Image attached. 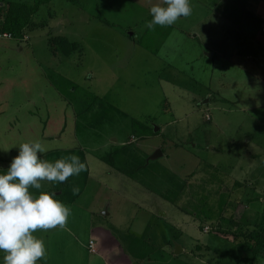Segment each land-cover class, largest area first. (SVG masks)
<instances>
[{
	"label": "rangeland",
	"instance_id": "rangeland-1",
	"mask_svg": "<svg viewBox=\"0 0 264 264\" xmlns=\"http://www.w3.org/2000/svg\"><path fill=\"white\" fill-rule=\"evenodd\" d=\"M244 2L264 26V0ZM154 4L52 0L21 40H0V170L37 139L41 158L85 165L30 189L70 208L63 227L33 233L36 264H264L235 240L264 208V28L231 0H190L188 17L149 30ZM49 31L78 49L53 54ZM94 95L107 108L78 117Z\"/></svg>",
	"mask_w": 264,
	"mask_h": 264
},
{
	"label": "clouds",
	"instance_id": "clouds-1",
	"mask_svg": "<svg viewBox=\"0 0 264 264\" xmlns=\"http://www.w3.org/2000/svg\"><path fill=\"white\" fill-rule=\"evenodd\" d=\"M163 5L149 8L151 20L145 22L149 30L155 25L170 26L192 11L190 0H163ZM17 149L7 169L0 170V264H36L46 256V247L33 233L63 227L70 208L53 192L33 193L30 189L39 190L43 180L63 183L85 165L76 155L55 161L41 158L39 154L46 149L39 139L20 143Z\"/></svg>",
	"mask_w": 264,
	"mask_h": 264
},
{
	"label": "trees",
	"instance_id": "trees-1",
	"mask_svg": "<svg viewBox=\"0 0 264 264\" xmlns=\"http://www.w3.org/2000/svg\"><path fill=\"white\" fill-rule=\"evenodd\" d=\"M231 1L241 11L240 22L243 25H250L259 30H261V28H264V26L259 23V18H254L253 14L245 9L244 0ZM5 2L6 3H4L3 6L0 4V17L3 18L2 20H0V31L10 34L12 38H15L16 40H21L22 32L27 28L31 18L36 16L42 6L49 5L52 0H29V2L16 0ZM48 16L51 17L52 14L48 13L46 15V18L41 21L38 27H48ZM47 34V46L53 54H56L57 51H62L64 57H69V55L73 51L78 49L77 42H68L67 39L62 35H52L51 31H49ZM63 78L64 80H66L64 76ZM66 81L74 84V82H71L70 80ZM54 86L56 88H59L60 84L57 83L56 85L54 84ZM57 91L63 93V91L59 89H57ZM80 100L84 103L83 106H79L77 109L78 117L81 116L82 111H84V113H88L89 109L95 104L101 109L102 105L106 106V102L95 95L93 98L89 99V102H85L82 98ZM83 118H86V116ZM124 152L126 153V150H124ZM124 152L121 154H124ZM130 171L132 170L130 169ZM237 237L238 238H236L235 240L237 241L239 248L246 252V254L250 255L252 259L256 260L257 258L263 257L262 250H264V208L262 209L260 215L257 217L256 222L252 225V228L248 231L240 233Z\"/></svg>",
	"mask_w": 264,
	"mask_h": 264
},
{
	"label": "water",
	"instance_id": "water-1",
	"mask_svg": "<svg viewBox=\"0 0 264 264\" xmlns=\"http://www.w3.org/2000/svg\"><path fill=\"white\" fill-rule=\"evenodd\" d=\"M60 25H58V27L56 28L59 29ZM207 57H211L212 54L211 53H206ZM207 101V100H206ZM158 130L157 127L154 126V132ZM162 156V152L160 151V149H155L147 158H146V165L150 162V161H154L155 159L159 158ZM102 215H107V212H102ZM173 247H174V254H178L182 251V248L180 245L173 243Z\"/></svg>",
	"mask_w": 264,
	"mask_h": 264
},
{
	"label": "built area",
	"instance_id": "built-area-1",
	"mask_svg": "<svg viewBox=\"0 0 264 264\" xmlns=\"http://www.w3.org/2000/svg\"><path fill=\"white\" fill-rule=\"evenodd\" d=\"M12 39V36L8 33L0 31V40Z\"/></svg>",
	"mask_w": 264,
	"mask_h": 264
},
{
	"label": "crops",
	"instance_id": "crops-1",
	"mask_svg": "<svg viewBox=\"0 0 264 264\" xmlns=\"http://www.w3.org/2000/svg\"><path fill=\"white\" fill-rule=\"evenodd\" d=\"M101 214H102V213H101ZM175 242H176V241H175ZM173 243H174V242H172V246H171V247H173ZM181 248H182V247H181ZM182 251H183V249H182ZM135 263H136V262H135ZM137 264H138V263H137Z\"/></svg>",
	"mask_w": 264,
	"mask_h": 264
}]
</instances>
